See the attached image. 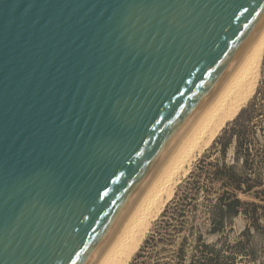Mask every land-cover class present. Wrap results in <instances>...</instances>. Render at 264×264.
Listing matches in <instances>:
<instances>
[{"label": "water", "instance_id": "water-1", "mask_svg": "<svg viewBox=\"0 0 264 264\" xmlns=\"http://www.w3.org/2000/svg\"><path fill=\"white\" fill-rule=\"evenodd\" d=\"M264 25V0H0V264H97Z\"/></svg>", "mask_w": 264, "mask_h": 264}, {"label": "trees", "instance_id": "trees-1", "mask_svg": "<svg viewBox=\"0 0 264 264\" xmlns=\"http://www.w3.org/2000/svg\"><path fill=\"white\" fill-rule=\"evenodd\" d=\"M212 148L177 185L127 264H243L246 257L255 264L257 253L264 264V87ZM239 216L247 225L231 240ZM251 229L260 236L258 250Z\"/></svg>", "mask_w": 264, "mask_h": 264}, {"label": "bare ground", "instance_id": "bare-ground-1", "mask_svg": "<svg viewBox=\"0 0 264 264\" xmlns=\"http://www.w3.org/2000/svg\"><path fill=\"white\" fill-rule=\"evenodd\" d=\"M264 51V25L186 138L153 181L97 264H124L151 219L172 195L177 178L197 151L237 112L254 88Z\"/></svg>", "mask_w": 264, "mask_h": 264}, {"label": "rangeland", "instance_id": "rangeland-1", "mask_svg": "<svg viewBox=\"0 0 264 264\" xmlns=\"http://www.w3.org/2000/svg\"><path fill=\"white\" fill-rule=\"evenodd\" d=\"M258 87H264V51H263V56H262V60H261V64H260V69H259V76H258V79H257V82H256V84H255V86H254V88L250 91V93H249V95L247 96V98L245 99V101L241 104V106L239 107V109L237 110V113L233 116H228L225 120H224V122H223V124L221 125V127L218 129V131L214 134V136L211 138V140L209 141V142H207V143H205L198 151H197V153L195 154V156L193 157V159L191 160V162H190V164L185 168V170L184 171H182L181 173H180V175L178 176V178H177V182H176V184H175V186H174V189H173V192H172V195L170 196V198L169 199H167L166 201H165V203L162 205V207L160 208V210H159V212L151 219V222H150V224H149V226H148V228H147V230H146V232H145V234H144V236L145 235H147L148 234V232H149V230L151 229V227H152V225H153V222L158 218L157 216H159L160 214V212H162V208H164L165 207V205L168 203V201L172 198V196H173V194H174V192H175V190H176V188H177V185L186 177V175L190 172V170L192 169V167H193V165L196 163V161L207 151V150H212L213 148H212V145L214 144V142L217 140V138L221 135V132H222V130L226 127V125L228 124V123H230L235 117H236V115L239 113V111L242 109V108H244L247 104H248V102L253 98V96H254V94H255V92H256V90H257V88ZM253 91V92H252ZM250 96V97H249ZM232 120H231V119ZM229 119V120H228ZM229 122H228V121ZM226 122V123H225ZM231 150V149H230ZM263 178H264V175H263ZM263 188H264V185H263ZM242 199L243 200H246V201H248V200H250V198L249 197H242ZM258 212H259V214H261V218L259 219V221H258V231L259 232H261V229H264V208H260V209H258ZM246 225H247V222H246V220L242 217V216H239V217H237V218H235V220H234V232L233 233H231L230 234V238H231V240H233V238L235 237V236H237L241 231H243L244 229H245V227H246ZM147 233V234H146ZM250 233L251 234H253V240H254V243H255V245H256V249L258 250V248H259V245L258 244H260V236L258 235V233L257 232H255V231H253V229H251L250 230ZM144 236H143V238H144ZM142 238V239H143ZM142 239L139 241V243L135 246V248L133 249V251H132V253L130 254V256L128 257V259L125 261V263L124 264H127L128 262H129V260L131 259V257H133L132 255H133V253L137 250V248H138V246L140 245V243H141V241H142ZM259 254L260 253H257V261H256V263L255 264H259ZM245 260L243 261L244 263L243 264H250V263H248V259H247V257L246 258H244Z\"/></svg>", "mask_w": 264, "mask_h": 264}]
</instances>
